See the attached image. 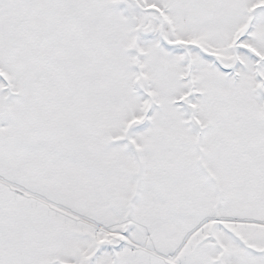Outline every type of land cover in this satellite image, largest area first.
<instances>
[{
  "label": "snow or ice",
  "instance_id": "6c2138e0",
  "mask_svg": "<svg viewBox=\"0 0 264 264\" xmlns=\"http://www.w3.org/2000/svg\"><path fill=\"white\" fill-rule=\"evenodd\" d=\"M0 264H264V0H0Z\"/></svg>",
  "mask_w": 264,
  "mask_h": 264
}]
</instances>
